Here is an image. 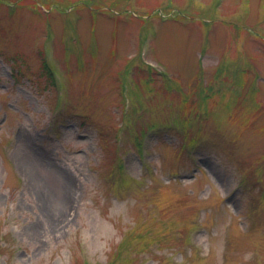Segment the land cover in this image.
I'll use <instances>...</instances> for the list:
<instances>
[{
    "label": "rangeland",
    "instance_id": "1",
    "mask_svg": "<svg viewBox=\"0 0 264 264\" xmlns=\"http://www.w3.org/2000/svg\"><path fill=\"white\" fill-rule=\"evenodd\" d=\"M0 264H264V0H0Z\"/></svg>",
    "mask_w": 264,
    "mask_h": 264
},
{
    "label": "bare ground",
    "instance_id": "2",
    "mask_svg": "<svg viewBox=\"0 0 264 264\" xmlns=\"http://www.w3.org/2000/svg\"><path fill=\"white\" fill-rule=\"evenodd\" d=\"M64 180H65V186L66 187H68V188H70V186H71V182H70V180L67 178V177H64ZM67 193V196L69 195V190L66 192ZM62 214L63 213H60V214H57V218L55 219V222L53 223L54 225H60V219H61V216H62ZM61 222H63V221H61Z\"/></svg>",
    "mask_w": 264,
    "mask_h": 264
}]
</instances>
